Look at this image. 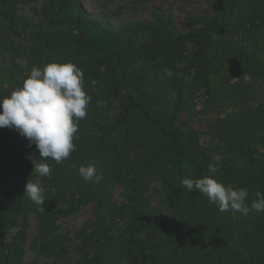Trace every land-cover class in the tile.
Listing matches in <instances>:
<instances>
[{
    "label": "trees",
    "instance_id": "trees-1",
    "mask_svg": "<svg viewBox=\"0 0 264 264\" xmlns=\"http://www.w3.org/2000/svg\"><path fill=\"white\" fill-rule=\"evenodd\" d=\"M28 1L36 0H0L6 9L0 29L8 33L0 38V58L29 56L28 68L16 70L21 82L0 85V99L22 87L32 66L72 62L84 74L91 101L73 140L76 149L61 163L47 161L50 179L27 158L39 156L35 145L0 129V264H40L41 257L47 264H264V212H221L181 183L211 176L208 166L219 154L215 179L247 189L249 207L257 191L264 193V99L257 96L264 88V0H222L214 16L188 17L190 30L183 34L108 24L88 16L79 0H45V18L34 25L14 15L15 5ZM126 1L138 6L151 0ZM198 21L201 29H195ZM22 30L34 31V46L25 50L18 48ZM143 34L150 35L148 43L138 39ZM216 35L237 39L233 60L229 51L221 55L227 64L219 76L223 100L237 102L212 124L214 139L204 146L198 132L184 134L176 121L183 103L201 90L212 92ZM187 45L195 49L186 64ZM243 73L253 82L230 84ZM88 165L102 175L99 182L79 174ZM28 180L45 188L44 211L24 195ZM117 186L121 202L111 194ZM88 201L99 216L72 238L59 231L58 221ZM13 227L18 231L10 237ZM28 250L35 253L30 261Z\"/></svg>",
    "mask_w": 264,
    "mask_h": 264
},
{
    "label": "clouds",
    "instance_id": "clouds-1",
    "mask_svg": "<svg viewBox=\"0 0 264 264\" xmlns=\"http://www.w3.org/2000/svg\"><path fill=\"white\" fill-rule=\"evenodd\" d=\"M20 66L27 69L28 60L25 59ZM164 71L171 75L169 69ZM90 101L91 97L84 90V74L72 62H52L42 69L32 66L22 87L0 99V129H13L28 140L29 147L35 145L39 156L30 153L27 158L39 176L50 179L51 167L47 161L61 163L76 149L73 140L79 122L86 117ZM221 159L219 154L213 157L217 164L208 166L211 176L184 178L182 186L189 192L198 190L221 212L231 210L243 215L252 211L264 212V193L257 191L256 199L249 207L247 189H234L214 178ZM79 174L89 182L102 179L94 165L81 166ZM24 195L44 211L45 188L39 180H28Z\"/></svg>",
    "mask_w": 264,
    "mask_h": 264
},
{
    "label": "rangeland",
    "instance_id": "rangeland-1",
    "mask_svg": "<svg viewBox=\"0 0 264 264\" xmlns=\"http://www.w3.org/2000/svg\"><path fill=\"white\" fill-rule=\"evenodd\" d=\"M44 1L45 0H36L16 4L13 9L14 15L22 21H29V23L36 25L45 18V14L41 11ZM79 2L88 16L104 20L108 22V24L119 27L147 24L149 26L162 28L165 32L175 31L179 34H183L190 30L188 17L192 16L196 19H200L202 17L207 18L208 16H214L218 13V10L221 9L219 5L222 3V0H151L146 4H140L138 6L130 4L129 1L126 0H79ZM3 8L5 7L3 6ZM3 8L1 7L0 11H2ZM3 10L5 11L6 9ZM159 16L162 19V23L157 20ZM196 23L197 26L195 29H201V22L198 21ZM32 32L21 31V41L18 42V48H24L23 50H25L26 48L34 46ZM148 36L150 35H139L138 39L141 42L148 43ZM2 37L8 38V33L5 28L3 30L0 29V38ZM252 37L254 38L255 36ZM236 41L237 39L232 36L218 37V35H216L214 37L213 46L210 49L214 64L211 84L212 92L211 94H207L204 90L199 91L192 102H185L182 104L180 112L178 113L179 116L176 124L179 128L184 131V134L188 133V135L195 131L198 132L197 137L200 141L199 143L204 146L211 144L212 139H214L212 124H214L217 119H223L227 116L230 112L228 106H230L233 111V105L237 102V100H234L226 103L225 100H223L225 97H223V90L219 89V76L222 73V67L227 64L221 60V55L229 51V53L231 52V60H233L237 54L235 48L238 44ZM250 43V41L246 42L247 50L252 47ZM186 49L187 64L190 62V58L188 57L195 48L192 45H187ZM21 55H23V53H21ZM25 59H29V56L14 57L12 53H6L4 58H0V74L2 76L3 74L12 76L9 79L3 76L5 81L0 78V82H3L0 83V85L3 84L6 88L9 85H13L15 81V85L13 86L16 87V83L21 82L20 79H16L15 74L17 67H19ZM251 82H253L252 75L250 73H243L238 77L232 78L230 84H250ZM14 90L15 89H13V91ZM259 95L264 99V88L262 89V94L258 92L257 96ZM152 183H154V181ZM122 192L123 188L120 186L113 189L111 194L116 202L122 201ZM98 213L99 208L94 201H88V203L80 206L77 214L71 215L68 218H61L58 221L60 226L59 231L66 234L69 238H72L77 231L83 227H87L90 222L97 218L99 216ZM30 221V232L31 237H33L37 225L33 216ZM17 231L18 228L13 227L9 233L10 237H13ZM77 243L78 242H73L72 246L74 247ZM26 257L28 261L32 260V258L35 257L34 251L28 250ZM39 262L40 264H47V260L43 257L39 259Z\"/></svg>",
    "mask_w": 264,
    "mask_h": 264
}]
</instances>
